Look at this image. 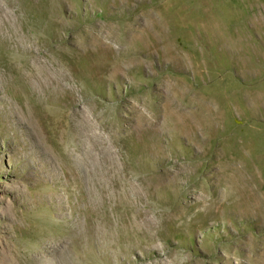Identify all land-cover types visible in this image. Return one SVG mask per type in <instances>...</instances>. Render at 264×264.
<instances>
[{
    "label": "rangeland",
    "instance_id": "1",
    "mask_svg": "<svg viewBox=\"0 0 264 264\" xmlns=\"http://www.w3.org/2000/svg\"><path fill=\"white\" fill-rule=\"evenodd\" d=\"M0 264H264V0H0Z\"/></svg>",
    "mask_w": 264,
    "mask_h": 264
}]
</instances>
